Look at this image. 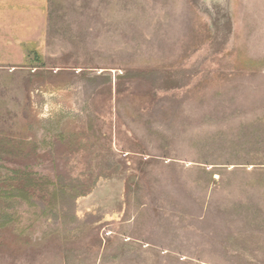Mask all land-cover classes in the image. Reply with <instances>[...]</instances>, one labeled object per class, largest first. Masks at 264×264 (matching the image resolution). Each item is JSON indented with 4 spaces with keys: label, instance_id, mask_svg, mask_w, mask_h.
I'll return each instance as SVG.
<instances>
[{
    "label": "rangeland",
    "instance_id": "obj_1",
    "mask_svg": "<svg viewBox=\"0 0 264 264\" xmlns=\"http://www.w3.org/2000/svg\"><path fill=\"white\" fill-rule=\"evenodd\" d=\"M41 34L0 39V133L67 183L0 189V264H264V0H49Z\"/></svg>",
    "mask_w": 264,
    "mask_h": 264
},
{
    "label": "trees",
    "instance_id": "obj_2",
    "mask_svg": "<svg viewBox=\"0 0 264 264\" xmlns=\"http://www.w3.org/2000/svg\"><path fill=\"white\" fill-rule=\"evenodd\" d=\"M36 151L37 147L32 136L28 134L23 136L22 134L6 135L0 133V158L10 156L15 159H21V162H18L19 166L13 169V177L0 180L1 190H9L10 196L18 197L25 201L32 202L38 199L45 202L48 200V196L53 198L56 195L52 193L51 186L57 187L63 181L67 183L60 176L48 179L32 172Z\"/></svg>",
    "mask_w": 264,
    "mask_h": 264
},
{
    "label": "crops",
    "instance_id": "obj_3",
    "mask_svg": "<svg viewBox=\"0 0 264 264\" xmlns=\"http://www.w3.org/2000/svg\"><path fill=\"white\" fill-rule=\"evenodd\" d=\"M48 1L0 0V39L16 41L13 47L16 51L21 50L22 61H25L29 54L26 43L19 45L18 41L42 38L41 33L48 14ZM37 31L38 36H32ZM4 50H0V64L11 63L10 54Z\"/></svg>",
    "mask_w": 264,
    "mask_h": 264
}]
</instances>
